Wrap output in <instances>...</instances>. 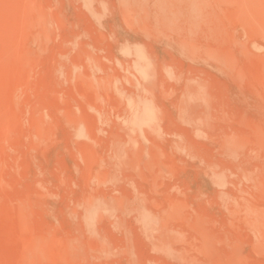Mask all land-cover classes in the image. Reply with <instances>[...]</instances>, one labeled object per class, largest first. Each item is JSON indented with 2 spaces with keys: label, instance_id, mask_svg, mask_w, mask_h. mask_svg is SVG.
<instances>
[{
  "label": "rangeland",
  "instance_id": "374dc122",
  "mask_svg": "<svg viewBox=\"0 0 264 264\" xmlns=\"http://www.w3.org/2000/svg\"><path fill=\"white\" fill-rule=\"evenodd\" d=\"M0 264H264V0H0Z\"/></svg>",
  "mask_w": 264,
  "mask_h": 264
}]
</instances>
